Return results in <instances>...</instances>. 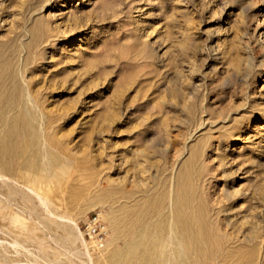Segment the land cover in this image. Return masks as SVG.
I'll list each match as a JSON object with an SVG mask.
<instances>
[{
    "label": "rangeland",
    "instance_id": "rangeland-1",
    "mask_svg": "<svg viewBox=\"0 0 264 264\" xmlns=\"http://www.w3.org/2000/svg\"><path fill=\"white\" fill-rule=\"evenodd\" d=\"M29 52L24 79L56 157V177L36 188L53 215L0 179L1 263L88 264L79 226L99 209L110 252H90L112 264L121 243L107 216L174 178L195 149L206 198L233 220L221 223L231 246L252 240L264 264V0H0V56L18 64ZM22 235L42 249L26 251Z\"/></svg>",
    "mask_w": 264,
    "mask_h": 264
},
{
    "label": "bare ground",
    "instance_id": "bare-ground-1",
    "mask_svg": "<svg viewBox=\"0 0 264 264\" xmlns=\"http://www.w3.org/2000/svg\"><path fill=\"white\" fill-rule=\"evenodd\" d=\"M40 30V24L36 22L32 28L33 38L31 37L32 40L30 39V42L23 46V50L28 51L32 47ZM29 54L30 52L23 57L22 61L20 58L18 64H15L12 54L8 57L0 56V179L9 181L7 185L12 190L22 185L26 187L45 206L47 213L53 215L48 202L36 188L37 185L51 183V180L56 177L47 171L56 157L45 142L44 113L39 110L36 93H33L31 83L24 79L31 62ZM24 153L27 155L24 156ZM48 154L52 155L51 159L46 158ZM198 155V150L194 149L183 166L177 168L179 171L175 173V177L170 181L166 177L162 181L159 179L156 190L154 186L155 191L150 195H139L140 198L132 199L123 192L127 201L125 205L123 204L124 206L120 205L118 208L122 209L121 213L117 211L118 213L114 212L113 215L107 216L114 232L113 242L117 245L121 243L114 247L115 250H111L107 257L112 264H256L255 249L251 248L252 240L243 236L250 246L248 247L247 244L245 247L246 244L244 246L241 244V246L232 247L229 236L223 232L221 223L223 219L228 218H226L227 215L221 218V215L227 211L222 206L210 204L209 196L208 199L206 198L199 184L202 173L196 166L197 159L200 158ZM44 158H46L45 161ZM30 165H35L33 172L27 171ZM24 172L28 174L24 175ZM39 173L42 174L39 175ZM163 174L160 176L162 177ZM120 191L117 190L116 193H121ZM142 192L143 190L140 193ZM106 195L93 198L102 202L105 198L109 199ZM115 195L113 194V197ZM113 201L116 202V200ZM222 201H220L221 204L224 203ZM102 213L104 216V212ZM57 216L64 221L72 222L78 228V223L71 216L67 217L63 214H57ZM228 221L233 222L230 218L227 220L229 224ZM80 231V237L86 248L85 254L88 257L87 263L96 264L89 245ZM230 232L231 235L232 231ZM237 235L240 234L236 232ZM16 243L30 252H35L36 249L41 250L43 246L40 240L36 244H28L25 235H22ZM110 247L107 241L106 246L98 252H108ZM0 264L3 263L0 262Z\"/></svg>",
    "mask_w": 264,
    "mask_h": 264
},
{
    "label": "built area",
    "instance_id": "built-area-1",
    "mask_svg": "<svg viewBox=\"0 0 264 264\" xmlns=\"http://www.w3.org/2000/svg\"><path fill=\"white\" fill-rule=\"evenodd\" d=\"M80 230L91 251H98L106 246L109 238V227L102 210L95 209L80 224Z\"/></svg>",
    "mask_w": 264,
    "mask_h": 264
}]
</instances>
